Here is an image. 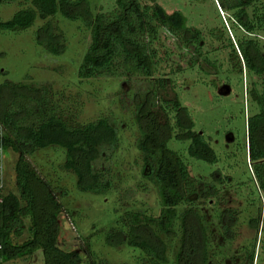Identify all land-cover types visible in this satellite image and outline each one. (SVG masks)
I'll return each mask as SVG.
<instances>
[{"label": "rangeland", "instance_id": "374dc122", "mask_svg": "<svg viewBox=\"0 0 264 264\" xmlns=\"http://www.w3.org/2000/svg\"><path fill=\"white\" fill-rule=\"evenodd\" d=\"M150 7L158 4L167 12L181 11L187 26L200 29L199 43L186 45L166 28L157 26L154 37H146L148 50L153 52L152 75L149 77H121L105 74L80 79L78 67L90 44V31L81 21H70L59 13L42 19L20 31L4 30L0 34V84L9 81L47 85L52 101L74 116L78 123H88L100 117H110L118 127V145L114 156L102 167L110 165L113 188L104 194L83 192L77 187L74 173L63 169L66 151L52 145L36 151L27 158L39 175L50 185L61 204L58 216V245L64 250H76L80 264H150L138 248L106 242L109 231L121 230V218L127 211L157 216L160 199L153 184L141 175L142 156L136 147L140 127L136 122V105L143 96H153L154 109L168 115L174 125V112L164 108L166 101L177 99L187 108L194 122L193 130L203 134L216 153L217 162L211 164L188 155V140L171 139L168 147L179 152L190 174L203 185H213L214 195L191 196L192 206L205 229L206 264L243 262L254 250L253 264H264V192L253 173L254 161L248 154V119L260 110L251 96L254 89L264 96V73L248 71L240 52L238 39H254L264 56V0L247 8L248 16L260 28L247 33L234 21L233 11L221 8L217 0H138ZM92 13L113 11L116 0H88ZM31 0H14L0 6V21L9 20L15 12L31 8ZM54 32L61 35L65 46L62 54L49 53L35 41L38 28L47 21ZM234 49L237 58L233 57ZM161 81L163 86H160ZM4 94L0 100L6 99ZM162 111V112H163ZM180 132L174 128V133ZM106 155L109 150L104 152ZM17 155L4 151L8 190L14 187V165ZM190 204L176 208L174 232L164 234L152 227L140 228L139 233L165 246L168 262L175 264L182 238L181 217ZM194 217L188 221L194 226ZM29 221L25 220V227ZM157 237L153 236V234ZM28 232L16 239L26 240ZM124 239V234L119 238ZM198 238L195 237V241ZM196 245V244H195ZM199 246L192 256L193 264H200ZM42 249L32 255L1 264H43Z\"/></svg>", "mask_w": 264, "mask_h": 264}, {"label": "trees", "instance_id": "16d2710c", "mask_svg": "<svg viewBox=\"0 0 264 264\" xmlns=\"http://www.w3.org/2000/svg\"><path fill=\"white\" fill-rule=\"evenodd\" d=\"M9 1L14 0H0V6ZM217 1L221 8L233 11L234 22L247 33L260 28L258 24H262V18L257 19L256 25L247 12V8L259 0ZM31 5V8L15 12L9 20L0 21V34L4 30H24L37 16L46 19L59 13L67 20L81 21L90 31L91 41L78 67L80 79L105 74L151 76L154 54L148 50L146 37H154L157 26L166 28L186 45L199 43L202 39L201 30L188 27L187 18L181 11L167 12L158 4L149 11L138 0H116L113 11L95 15L88 0H31ZM35 41L51 54L59 55L65 51L61 35L54 32L49 20L38 28ZM237 50L248 71L255 75L264 73V56L257 41L238 39ZM237 50L232 53L234 58L238 56ZM250 93L260 110L248 119V154L254 161L253 173L259 188L264 192V96L254 89ZM4 94L7 96L0 104V123L5 131L4 148L17 155L13 184L17 194L10 190L0 205V264L30 256L37 249L43 251V264H80L82 258L76 250H64L58 245L61 204L27 156L52 145L62 147L66 151L62 167L76 175L78 189L104 194L114 186L110 165L102 167L101 162H108L116 151L119 137L115 120L105 116L78 123L74 116L66 115L60 104L52 101L53 93L47 85L6 81L0 84V100ZM165 103L164 110L174 112L173 126L166 112L154 109L153 96H143L136 105L135 114L140 127L136 147L142 156L141 175L156 188L160 213L152 216L127 211L121 218L127 231H109L106 242L111 246L126 243L140 249L150 264H166L165 246L138 230L154 227L164 234H172L176 208L188 203L190 208L181 217V246L175 264H193L196 246H199L200 264H206L205 229L196 207L192 206L191 196L214 195L216 190L213 185H203L200 189V182L191 176L182 155L169 148L168 142L172 138L188 140V155L211 164L217 162V156L203 134L193 130L194 122L187 108L177 99ZM174 128L180 132L174 133ZM189 214L195 218L194 226L188 221ZM25 220L29 221L26 227ZM25 229L29 237L18 244L16 239ZM122 234L124 239L119 238ZM153 236L157 237L155 232ZM198 236L200 242L198 238L195 241ZM253 259L254 250L245 255L243 262L233 264H253Z\"/></svg>", "mask_w": 264, "mask_h": 264}, {"label": "built area", "instance_id": "2783aa9c", "mask_svg": "<svg viewBox=\"0 0 264 264\" xmlns=\"http://www.w3.org/2000/svg\"><path fill=\"white\" fill-rule=\"evenodd\" d=\"M4 127L0 123V205L4 201V197L8 194L9 190L7 188V170L4 161Z\"/></svg>", "mask_w": 264, "mask_h": 264}]
</instances>
